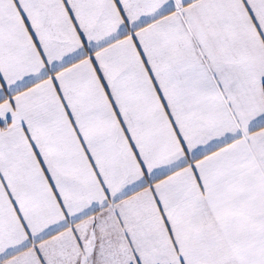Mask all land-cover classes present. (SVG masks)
I'll return each mask as SVG.
<instances>
[{"label":"snow or ice","instance_id":"1","mask_svg":"<svg viewBox=\"0 0 264 264\" xmlns=\"http://www.w3.org/2000/svg\"><path fill=\"white\" fill-rule=\"evenodd\" d=\"M0 264H264V0H0Z\"/></svg>","mask_w":264,"mask_h":264}]
</instances>
